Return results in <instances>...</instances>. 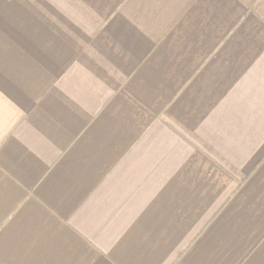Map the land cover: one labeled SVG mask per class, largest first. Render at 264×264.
<instances>
[{
    "label": "crops",
    "instance_id": "obj_1",
    "mask_svg": "<svg viewBox=\"0 0 264 264\" xmlns=\"http://www.w3.org/2000/svg\"><path fill=\"white\" fill-rule=\"evenodd\" d=\"M0 264H264V0H0Z\"/></svg>",
    "mask_w": 264,
    "mask_h": 264
}]
</instances>
